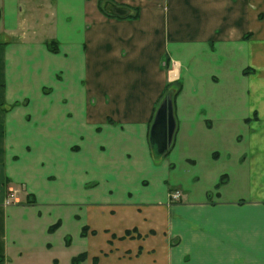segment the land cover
Segmentation results:
<instances>
[{
  "label": "crops",
  "instance_id": "1",
  "mask_svg": "<svg viewBox=\"0 0 264 264\" xmlns=\"http://www.w3.org/2000/svg\"><path fill=\"white\" fill-rule=\"evenodd\" d=\"M112 1L0 0V264H264V0Z\"/></svg>",
  "mask_w": 264,
  "mask_h": 264
},
{
  "label": "trees",
  "instance_id": "2",
  "mask_svg": "<svg viewBox=\"0 0 264 264\" xmlns=\"http://www.w3.org/2000/svg\"><path fill=\"white\" fill-rule=\"evenodd\" d=\"M100 1V8L102 11H104L105 13H107L108 15H112V16H118V17H122V18H129V17H133V18H137L139 16L140 13V9L138 7H130V6H126V5H119L115 2H113L112 0H99ZM115 8L119 9L118 11H115ZM121 11V12H119ZM48 48L53 51V52H58L59 51V47H58V41L57 40H49L46 42ZM247 72V70H246ZM171 89H173L172 91H170ZM182 89V83L180 81L176 82V83H168L165 87L164 93L162 95V104H163V111L164 114L167 118L171 119V109L173 112L174 109V115L172 113V118H173V131H172V139L170 140V142L168 143L167 147L162 151V152H158L157 150L154 149L153 146V142H152V138H151V144H152V148L154 150V153L156 155L159 156H165L169 153V151L171 150L172 146L174 145V141H175V135L177 132V119H176V113H175V100L177 95L180 93ZM173 105V106H172ZM157 114V113H156ZM155 114V116H156ZM154 123V122H153ZM222 180L220 181V183H222ZM33 200H30V202ZM59 226V223H55L50 227V230H54ZM85 229L87 230V227H84L83 229V234H85ZM70 237L67 238V242L68 244L70 243ZM86 258V252H82L77 256H74L72 259V264H82V262L85 260Z\"/></svg>",
  "mask_w": 264,
  "mask_h": 264
},
{
  "label": "water",
  "instance_id": "3",
  "mask_svg": "<svg viewBox=\"0 0 264 264\" xmlns=\"http://www.w3.org/2000/svg\"><path fill=\"white\" fill-rule=\"evenodd\" d=\"M151 138L158 152H162L172 139L171 124L164 113L153 123Z\"/></svg>",
  "mask_w": 264,
  "mask_h": 264
},
{
  "label": "rangeland",
  "instance_id": "4",
  "mask_svg": "<svg viewBox=\"0 0 264 264\" xmlns=\"http://www.w3.org/2000/svg\"><path fill=\"white\" fill-rule=\"evenodd\" d=\"M173 89H171L170 91H172ZM173 106V105H172ZM156 116H155V118H154V122H156V120L159 118V117H161L162 115H163V113H164V111H163V104H162V99L159 101V103H158V106H157V108H156ZM172 113H173V115H174V109H173V112H172V109H171V119H169V123L171 124V130L173 131V118H172ZM172 136H173V134H172ZM153 146H154V144H153ZM154 149L156 150V147L154 146Z\"/></svg>",
  "mask_w": 264,
  "mask_h": 264
}]
</instances>
